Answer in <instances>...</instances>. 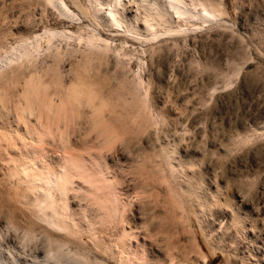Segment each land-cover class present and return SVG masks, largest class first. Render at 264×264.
I'll return each mask as SVG.
<instances>
[{
    "label": "bare ground",
    "instance_id": "6f19581e",
    "mask_svg": "<svg viewBox=\"0 0 264 264\" xmlns=\"http://www.w3.org/2000/svg\"><path fill=\"white\" fill-rule=\"evenodd\" d=\"M23 1L39 9L42 26L1 27L15 44H0V162L13 178V151L26 163L32 155V164L19 168L27 178L18 175L16 183L33 185L19 191L22 185L17 189L11 180V187L0 184V264H190L165 238L171 223L160 217L161 205L178 226L194 215L202 224L209 215L212 233L201 227L206 238L234 241L242 231L240 205L251 204L243 194L239 206L221 203L216 177L184 160L178 139H163L155 157L149 154L155 179L144 158L150 146L144 156L133 146L137 133L151 136L166 121L150 102L143 63L134 67L136 43L183 34L190 23H227L223 0ZM50 12L65 23L48 24ZM50 148L61 152L56 161ZM158 183L171 207L162 191L152 193ZM232 223L237 232L230 231Z\"/></svg>",
    "mask_w": 264,
    "mask_h": 264
},
{
    "label": "rangeland",
    "instance_id": "374dc122",
    "mask_svg": "<svg viewBox=\"0 0 264 264\" xmlns=\"http://www.w3.org/2000/svg\"><path fill=\"white\" fill-rule=\"evenodd\" d=\"M223 4L230 19L227 23L222 24L219 20L206 21L199 26L190 23V30L188 29L187 33L182 34L184 31L179 34L172 33L160 37L158 41L155 39L151 41L152 43L146 41L136 43V53L134 50L131 53L135 61L134 67L137 69L143 63L141 67H144L143 73L150 85V102L154 111L161 113L166 121L158 124L159 128L153 129L155 132L152 131L151 136L144 131L136 132L133 146L135 149L139 148L143 156L146 154L144 156L146 169L152 170L153 161L147 158L155 157L154 150H157V146L159 148L162 140L178 139L182 147V158L194 165L196 163L200 168L204 167L206 178L210 176L213 180L216 177L215 180L222 189L221 203L229 201V204L231 202L232 205L239 206L241 198L239 194H243L251 203L240 205L244 207L239 211V215L242 214V218H239L242 222V231L237 232L234 223L232 225L234 224L235 227H230V231L234 233L235 230L238 233V235L235 233L238 239L233 238L238 240L241 246L239 248L233 246L237 241H231L227 236L222 239L220 234H214L215 236L208 234L207 236L210 237L206 238L201 227L202 225L205 229L208 227L206 230L212 233L209 229L211 228L209 215H207L208 221L202 220V224L198 216L194 215L188 225L178 226L173 224L171 211L167 212V208L161 205L158 208L159 214L163 212L160 217L171 223L168 232H164L168 238L163 232L161 235H165L166 240L171 239L176 243L175 246L178 247L175 248L176 256L181 259L186 258L184 261L190 264H257L258 260L264 264L262 259L264 255V0H223ZM29 7L23 0H0V39H2L0 44L1 42L6 46L15 44L14 34L9 33L5 36L3 32L6 31L1 30L3 25L5 28L17 24L15 28L28 26L33 28L41 23L42 26L39 9L35 6ZM50 13L49 19H46L48 24L52 22L50 25L60 27L65 23L57 21V16L53 12ZM34 19L38 22L34 23ZM70 63L67 61L66 69H69ZM158 134L159 136L161 134L160 138ZM19 143L22 145L21 141ZM148 145L152 146L153 150ZM51 150L50 148L48 152L49 156L52 154L51 159L61 154L60 151L53 154ZM13 152L15 154L11 155L14 159L11 164L17 163L16 176L25 177V173H21L24 167L20 166L24 160L17 150ZM29 157L32 159V155ZM29 157L28 160L25 157L27 163L24 162L25 165L30 166L32 162ZM54 160L56 161L57 158ZM2 167L3 162H0V184L5 189L7 180L15 184L19 179L16 176L9 178L5 173L6 169ZM34 169L41 170L37 165ZM146 169L144 168L145 172ZM153 169L155 170L146 173L155 179L158 172L155 167ZM32 183H25L27 186L23 182L25 187L31 188ZM21 185L16 183V188ZM24 185L20 188L22 189ZM158 185H155L156 188L152 189V193L157 194L156 190L162 191V194L166 195H162L163 198L166 197L170 201H168L170 205L168 203L167 205L171 207L169 192L159 183ZM21 189L19 191L25 190ZM206 214L202 218H206ZM228 220L225 221L226 226L231 225L230 219ZM202 252L206 254V260ZM157 263L159 264L158 260L154 264Z\"/></svg>",
    "mask_w": 264,
    "mask_h": 264
}]
</instances>
